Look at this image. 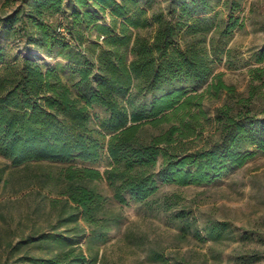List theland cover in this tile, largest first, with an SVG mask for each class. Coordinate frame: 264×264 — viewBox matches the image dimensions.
Here are the masks:
<instances>
[{"label": "trees", "instance_id": "obj_1", "mask_svg": "<svg viewBox=\"0 0 264 264\" xmlns=\"http://www.w3.org/2000/svg\"><path fill=\"white\" fill-rule=\"evenodd\" d=\"M239 9V0H167L164 7L154 0H18L0 15V156L15 171L47 166L38 184L60 197L51 200L57 224L27 240L48 256L28 264H94L81 239L88 229V240H103L117 222L94 181L104 179L121 204L126 195L140 203L158 183L208 184L264 154V96L256 87L211 119L204 95L188 89L212 81L213 94L235 97L214 73L208 36L231 34L241 25L233 17ZM106 11L108 23L100 22ZM56 57L66 64L42 61ZM253 71L252 80L264 83V67ZM137 96L148 98L139 103ZM93 107L106 113L96 124ZM210 122L203 146L188 147ZM103 151L111 161L103 172L69 164L97 162ZM224 230L219 223L209 235Z\"/></svg>", "mask_w": 264, "mask_h": 264}, {"label": "rangeland", "instance_id": "obj_2", "mask_svg": "<svg viewBox=\"0 0 264 264\" xmlns=\"http://www.w3.org/2000/svg\"><path fill=\"white\" fill-rule=\"evenodd\" d=\"M154 1L160 7L167 2ZM239 1L240 9L233 17H237L241 25L229 35L208 36L215 60L214 73L221 74L224 84L234 90L235 97H229L225 91L213 94L209 90L212 81L188 86L193 93L204 95L203 109L210 119L216 108L246 97L251 86L264 96V83L252 80L253 70L264 67V62H259V52L264 45V0ZM17 3L18 0H0V15ZM70 7V4L66 6V12ZM59 19L62 21L63 16ZM104 21H109L108 11L100 20ZM42 61L48 66L56 62L66 64L59 57ZM67 74V70L62 73L63 80L70 84ZM147 98L137 96L135 101L145 102ZM254 105L260 108L262 102L258 100ZM90 114L94 124L106 116L99 107H93ZM212 133L211 122L205 124L201 138L187 141L188 147H202ZM69 164L103 172L111 161L103 151L97 162L76 159ZM44 170L48 167L32 165L15 171L10 162L0 156V264H28L32 256H48L41 247L27 243L29 237L47 233L57 224L58 209L51 200L60 197L38 184ZM90 186L106 198L107 216L117 220L103 240H88V229L81 239L79 246L89 259L92 257L94 264L264 263V154L261 152L208 184L158 183L156 193L140 203L127 195L126 202L119 203L104 179ZM219 223L225 224V230L210 236V228ZM245 254L257 256L258 260L241 263L237 257Z\"/></svg>", "mask_w": 264, "mask_h": 264}]
</instances>
